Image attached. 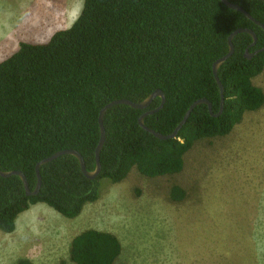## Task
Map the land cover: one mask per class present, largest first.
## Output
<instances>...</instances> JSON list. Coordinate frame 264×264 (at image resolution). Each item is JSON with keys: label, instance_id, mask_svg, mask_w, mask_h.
<instances>
[{"label": "trees", "instance_id": "trees-1", "mask_svg": "<svg viewBox=\"0 0 264 264\" xmlns=\"http://www.w3.org/2000/svg\"><path fill=\"white\" fill-rule=\"evenodd\" d=\"M264 26V2L228 0ZM238 34L233 54L219 67L223 105L212 73L213 63L228 52V36ZM264 30L220 0H82L72 25L44 43L21 42L0 62V171H19L30 191L36 164L63 150H75L88 172L95 167L100 110L115 100L139 103L160 90L163 107L147 115V128L171 134L189 106H196L174 139L159 140L138 125L160 98L144 109L117 105L103 117L105 141L101 170L86 178L78 160L62 155L39 169L40 190L26 195L18 176H0V231L12 233L20 214L45 204L72 219L100 198V182L121 183L132 169L168 183L184 168V156L195 143L224 137L243 115L264 105V93L253 81L264 72ZM216 115V116H215ZM166 199L181 202L187 190L170 183ZM119 240L108 232L87 230L70 243L74 264H114ZM17 264H31L20 260Z\"/></svg>", "mask_w": 264, "mask_h": 264}, {"label": "rangeland", "instance_id": "rangeland-1", "mask_svg": "<svg viewBox=\"0 0 264 264\" xmlns=\"http://www.w3.org/2000/svg\"><path fill=\"white\" fill-rule=\"evenodd\" d=\"M82 0H0V62L19 43H44L77 18ZM253 83L264 93V72ZM170 183L187 190L166 199ZM168 183L132 169L119 184L100 182V198L69 219L45 204L0 231V264H74L70 243L87 230L121 244L114 264H264V105L230 134L195 143Z\"/></svg>", "mask_w": 264, "mask_h": 264}, {"label": "water", "instance_id": "water-1", "mask_svg": "<svg viewBox=\"0 0 264 264\" xmlns=\"http://www.w3.org/2000/svg\"><path fill=\"white\" fill-rule=\"evenodd\" d=\"M220 1L225 6H227L228 8L241 12L248 19H250L253 23H255L256 25L260 26L264 30V26L260 22H258L255 19H253L240 6L230 3L228 0H220ZM260 1L264 2V0H260ZM242 33H246V34L250 35L252 37V40H253L251 45L255 44L256 36L250 29H243V28L236 29L235 31H233L228 36V39H227L228 52L223 57L217 59L212 65V73H213L214 79H215V81H216V83L218 85V88L220 90V95H221V104H220L219 112L221 111L222 105H223V87H222V85H221V83L219 81V78H218V69L233 54L234 47H233V44H232V40L234 39V37L236 35L242 34ZM263 51H264V47L261 48V49L256 50L253 53H248L247 50H246L244 56L247 59H251L256 53L263 52ZM156 97L160 98L159 106L155 110L148 111V112L143 113L142 115H140V117L138 118V125L144 131L150 133L151 135H153L155 138H157L159 140L174 139L176 137V135H177V132L181 129V127L186 122V120L189 117L191 111L198 105H201V104L207 105L209 113L211 115H213L212 114V109H211V104L206 99H199V100L193 102L189 106V108L187 109V111H186L184 117L182 118L181 122L177 125V127L174 129V131L171 134L162 135V134H159V133L147 128L145 126V124H144L145 116L151 115V114H154V113L158 112L163 107V105L165 103V98H164V96H163V94H162V92L160 90L154 91L151 95H149L147 98H145L143 101H141L139 103H133L131 101L124 100V99L115 100V101H112V102L108 103L107 105H105L99 112L98 125H99V130H100V136H99V140H98L97 146L95 148V167H94L93 171L88 172L85 169L84 161H83L81 155L78 152H76L75 150H63V151L56 152V153H54L53 155H51V156H49L47 158L42 159L41 161H39L36 164L35 173H36L37 181H36V185H35V187H34V189L32 191H30L24 175L21 172H19V171H9V172L0 171V176L4 177V178L10 177V176H18L21 179V181L23 182L26 195H28V196L36 195L39 192L40 186H41V178H40V174H39L40 167L42 165H45V164L53 161L54 159L58 158L59 156L71 155V156L75 157L78 160L79 165H80V170H81L82 174L88 179H91V180L95 179L99 175L100 170H101V166H100V162H99V155H100L101 149H102L104 141H105V130H104V126H103V117H104L106 111L108 109H110L111 107L117 106V105H126V106H128L130 108L140 109L141 110V109L146 108L149 105V103Z\"/></svg>", "mask_w": 264, "mask_h": 264}, {"label": "crops", "instance_id": "crops-1", "mask_svg": "<svg viewBox=\"0 0 264 264\" xmlns=\"http://www.w3.org/2000/svg\"><path fill=\"white\" fill-rule=\"evenodd\" d=\"M28 210H29V209H28ZM25 212H26V211H25ZM25 212H24V213H25ZM22 214H23V213H22ZM20 216H21V215H20ZM18 220H19V217L17 218V221H18ZM17 221H16V225H17ZM15 229H16V228H15Z\"/></svg>", "mask_w": 264, "mask_h": 264}]
</instances>
